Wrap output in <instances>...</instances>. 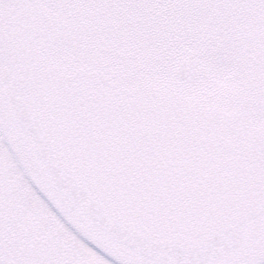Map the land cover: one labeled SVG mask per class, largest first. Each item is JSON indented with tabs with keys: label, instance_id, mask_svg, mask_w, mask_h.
Segmentation results:
<instances>
[{
	"label": "snow or ice",
	"instance_id": "obj_1",
	"mask_svg": "<svg viewBox=\"0 0 264 264\" xmlns=\"http://www.w3.org/2000/svg\"><path fill=\"white\" fill-rule=\"evenodd\" d=\"M0 264H264V0H0Z\"/></svg>",
	"mask_w": 264,
	"mask_h": 264
}]
</instances>
